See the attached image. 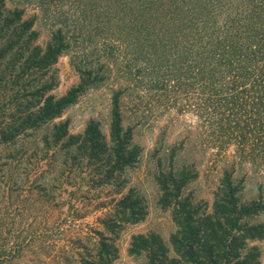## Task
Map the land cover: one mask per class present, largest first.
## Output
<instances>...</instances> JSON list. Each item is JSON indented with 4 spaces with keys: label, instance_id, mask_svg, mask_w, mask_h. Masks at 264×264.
Masks as SVG:
<instances>
[{
    "label": "rangeland",
    "instance_id": "rangeland-1",
    "mask_svg": "<svg viewBox=\"0 0 264 264\" xmlns=\"http://www.w3.org/2000/svg\"><path fill=\"white\" fill-rule=\"evenodd\" d=\"M4 4L6 11L20 10L23 19L33 21L40 47L56 31L68 44L54 66V96L77 86L80 71H89L94 81L59 119L26 129L7 143L0 138V264H65L77 252L91 249L94 231H103L98 218L120 195L116 187L89 188L66 175L63 152L46 149L44 139L65 120L70 134H81L95 120L108 137L111 98L117 91L122 127L131 130L140 149L138 161L121 176V193L136 190L145 200L147 215L116 236L118 255L112 264H147L144 255L128 253L135 234H159L173 255L169 237L175 227L170 211L158 205L159 173L195 171L184 195L205 202L208 209L224 172L241 186L243 202H264V152L252 144L253 128L248 125L239 139L235 119L208 110L207 96L195 88L201 82L192 79L187 50L176 48L170 33L144 30L137 7L130 9L124 0ZM20 91L8 87L0 96V132L3 122L23 110L29 98ZM251 222L264 223V212ZM256 244L261 251L258 264H264V240Z\"/></svg>",
    "mask_w": 264,
    "mask_h": 264
},
{
    "label": "trees",
    "instance_id": "trees-1",
    "mask_svg": "<svg viewBox=\"0 0 264 264\" xmlns=\"http://www.w3.org/2000/svg\"><path fill=\"white\" fill-rule=\"evenodd\" d=\"M124 1L130 9L140 10L144 30L170 33L173 45L187 50L192 79L201 82L194 83L195 88L207 96L208 110L235 119L239 139L251 125L252 144L264 152V0ZM37 38L33 21L23 19L20 10L6 11L0 0V96L8 87H17L21 96L29 97L23 110L1 125L5 143L26 129L59 119L94 81L89 71H80L77 86L54 96L51 92L58 84L54 66L69 46L60 31L44 48ZM120 96L117 91L111 98L108 137L95 120L81 134H70L65 120L44 139L46 149L58 147L63 152L66 175L89 188L116 187L120 195L98 218L103 231H94L91 249L77 252L65 264H112L118 255L116 236L125 225L137 224L147 215L145 200L136 190L121 193V176L138 161L140 149L131 130L122 127ZM195 177L196 172L187 168L156 176L158 205L170 211L175 227L169 237L173 255L155 232L132 235L128 253L144 255L147 264H258L261 251L256 243L264 240V223L251 219L264 212V202H243L241 186L224 172L208 209L205 202L184 195Z\"/></svg>",
    "mask_w": 264,
    "mask_h": 264
}]
</instances>
